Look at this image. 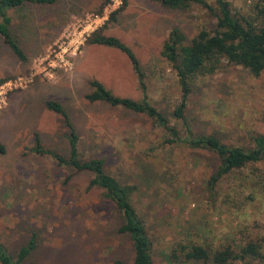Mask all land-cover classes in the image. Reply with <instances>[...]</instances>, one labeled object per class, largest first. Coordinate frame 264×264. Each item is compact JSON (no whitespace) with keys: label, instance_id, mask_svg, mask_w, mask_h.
Instances as JSON below:
<instances>
[{"label":"rangeland","instance_id":"obj_1","mask_svg":"<svg viewBox=\"0 0 264 264\" xmlns=\"http://www.w3.org/2000/svg\"><path fill=\"white\" fill-rule=\"evenodd\" d=\"M228 1L239 9L247 0ZM103 2L58 0L8 12L11 33L28 61L19 62L0 39V79L8 78L0 87L12 83L0 89L6 92L0 109V241L15 255L35 235L37 248L25 264L132 262L131 244L118 233L114 207L101 191L87 190L91 176L66 181L67 169L30 151L38 134L46 148L67 152L66 127L46 109L47 101L63 105L85 158H105L107 172L136 185L134 205L149 230L154 264H170L169 245L181 234L197 236L211 248L264 236V189L261 184L247 188L254 168L264 174V162L222 179L217 188L222 199L210 206L207 183L216 165L210 154L159 148L157 159L147 158L146 150L162 141L160 129L146 117L84 98L91 81L118 97L143 98L127 54L88 42L100 31L118 38L136 57L147 99L182 132L173 118L179 87L161 52L171 30H180L190 41L214 19L198 6L174 10L151 0H123L125 6L109 22L123 3L113 12L106 11L107 3L97 14ZM18 79L25 83L15 88ZM185 115L195 134L248 145L250 134H264V72L253 77L240 66L226 65L198 78Z\"/></svg>","mask_w":264,"mask_h":264},{"label":"trees","instance_id":"obj_2","mask_svg":"<svg viewBox=\"0 0 264 264\" xmlns=\"http://www.w3.org/2000/svg\"><path fill=\"white\" fill-rule=\"evenodd\" d=\"M57 1L0 0V39L11 49L19 62L27 63L28 58L11 33L12 20L8 12L28 4L53 5ZM109 1L104 0L97 14L102 13ZM151 1L174 10H188L192 6H198L214 19V24L210 28H201L190 41H187L180 30H171L161 52V56L172 67L179 87L180 100L173 111V118L180 122L182 132L170 124L169 119L147 99L145 74L136 57L118 38L104 36L100 31L93 32L88 42L117 48L127 54L143 98L134 100L115 96L98 81L89 83L91 90L84 98L89 104L106 105L146 117L155 128L160 129L163 132L162 141L157 147L146 150L147 158L157 159L156 152L159 148L161 150L167 148L168 151L174 148H186L190 151L210 154L216 160V165L207 183V204L214 206L220 198L217 188L222 179L234 172L264 162V134H250L248 145L228 144L213 135L195 134L189 126L185 112L193 93V84L198 78L214 75L226 65L240 66L253 77H259L264 72V0H247L245 6L239 9L233 8L228 0H213V3H210V0ZM125 4L124 2L120 9L111 14L109 22L115 20V15ZM7 80L8 78L0 79V85ZM45 107L62 118L67 130V152L63 155L46 148L38 134L34 135L30 151L35 155L52 158L57 166L67 169L69 174L66 181L79 174L91 176L87 190L101 191L103 197L112 204L120 223L118 233L128 238L131 244L132 262L116 261L115 264H154L151 255L153 243L149 230L134 205L136 185L121 183L107 172L105 158L83 156L79 147V135L70 124L63 105L56 101H47ZM3 153L4 148L0 144V154ZM251 175L254 179H249L247 188L256 190L261 184V188L264 189V174L254 168ZM257 181L259 182L252 183L253 186L249 185V182ZM224 199V203L228 202V197ZM205 244L197 236L181 234L169 245L168 262L170 264H264V236L245 238L238 243H222L215 248ZM36 248L35 235L31 236L15 255L11 254L7 246L0 241V264H25Z\"/></svg>","mask_w":264,"mask_h":264},{"label":"built area","instance_id":"obj_3","mask_svg":"<svg viewBox=\"0 0 264 264\" xmlns=\"http://www.w3.org/2000/svg\"><path fill=\"white\" fill-rule=\"evenodd\" d=\"M123 3V0H110L108 3V6L106 7V11L113 12L114 10L118 9L121 7ZM95 20L103 19L102 17H94ZM19 83V86L14 85V87H23V82L22 79L17 80ZM17 81L14 82V84H17ZM25 83V82H24ZM5 86L11 87L12 83L8 82L5 83L3 86L0 87V89H3ZM5 94L6 92H1L0 91V109L2 108V105L5 104Z\"/></svg>","mask_w":264,"mask_h":264}]
</instances>
